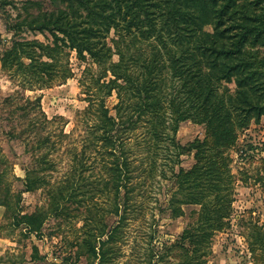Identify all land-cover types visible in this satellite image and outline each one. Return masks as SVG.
<instances>
[{"label":"trees","instance_id":"trees-1","mask_svg":"<svg viewBox=\"0 0 264 264\" xmlns=\"http://www.w3.org/2000/svg\"><path fill=\"white\" fill-rule=\"evenodd\" d=\"M2 3L16 12L5 15V29L11 32V37L4 45L0 37V67L17 79L18 85L24 90H34L64 82L72 76L69 53L74 51L78 59L89 58L100 67L92 79L98 86L95 91L104 87L107 95L114 91L118 100L113 115L102 99L94 101L95 92L89 95L82 112L94 113L96 118L86 129L87 145L74 154L78 165L71 175L53 189L52 212H68L65 202L74 200L86 188L92 197L98 194L110 198L111 208L106 213L118 216L113 225H107L103 220L104 207L91 198L90 207L85 205L87 219L80 226L82 233L74 243L78 246L73 253L74 261L84 256L88 264L95 261L106 264L111 256V243L125 222L133 188L128 185L135 169L130 156L141 154L139 159L145 162L143 171L150 172L158 159L157 144L172 140L165 137L161 113L166 107L163 100L170 82H176L180 94L179 103L168 100L175 113V125L189 109L197 110L207 125L217 126V137L222 138V143L228 136L232 140L233 115L249 112L264 115V0H2ZM205 24L211 29H204ZM253 48H262L257 51L262 54L258 60L251 55ZM113 54L117 55L116 61L111 58ZM221 81L235 84L228 102H223L217 91ZM32 101L35 108H40L39 96ZM183 101L188 105L179 109L178 104ZM136 125L146 130L141 140L134 141L131 134L123 136L124 131L135 129ZM50 141L48 135H40L35 147L41 149ZM193 142L189 145H198L195 163L189 169L178 167L173 172L176 190L182 194L178 201L199 205L197 216L171 245L187 243L183 250L188 258L181 264L204 263L210 252L209 238L230 224L232 187L226 166L228 158L220 152L219 158L204 156L203 140ZM174 145L179 147L175 141ZM92 150L101 153L102 170L99 184L87 188L81 184L86 166L84 157ZM33 163L24 167L23 186L16 193L6 178L10 170L0 171V205L5 207L4 216H9L14 228L39 236L46 216L35 211L23 213L20 199L23 192L47 183V172L54 169L55 162L48 157V151H41L33 157ZM253 230L249 250L260 259L255 249L259 247L264 254V230L256 226ZM41 258L37 245H32L30 259Z\"/></svg>","mask_w":264,"mask_h":264},{"label":"rangeland","instance_id":"rangeland-1","mask_svg":"<svg viewBox=\"0 0 264 264\" xmlns=\"http://www.w3.org/2000/svg\"><path fill=\"white\" fill-rule=\"evenodd\" d=\"M7 12L15 15L16 10L0 0V37L3 45L11 37V32L5 29ZM204 29L210 30V25L205 24ZM37 37L43 39L42 35L38 34ZM261 49L253 48L251 55L254 60L261 57L262 54L257 52ZM69 54L72 76L43 89L24 90L17 84V79L10 77L0 67V171L5 168L10 170L6 178L10 180L11 190L16 193L22 189L23 169L25 166L31 167L33 157L41 151H48V157L55 162L54 169L47 172V183L41 188L23 192L20 199L23 213L35 211L46 216L39 236L34 232L24 234L20 227L14 228L9 216H4L5 207L0 205V264H88L84 256L74 261L73 254L78 247L74 243L82 233L80 226L87 219L85 205L90 207L91 198L97 199L105 209L103 220L107 225H113L118 219L117 215L106 213V209L111 208L110 198L98 194L92 197L86 188L77 198L65 202L68 212H52L54 186L70 176L75 165H78L74 154L86 147V129L96 118L94 113L82 112L88 105L87 98L95 92L94 101L97 103L102 99L113 115L116 114L114 105L118 101L114 91L110 95L106 94L104 87L95 91L98 86L92 79L100 71L97 64L89 58L78 59L74 51ZM111 58L116 61L117 55L113 54ZM257 67L260 71L259 63ZM234 88L233 81L220 82L217 91L223 102L227 101ZM177 89L174 81L165 90L163 103L166 107L161 112L163 131L165 137H172V140L157 144L158 159L155 168L150 171L151 175L143 171L145 162L140 161L141 154L130 156L135 169L131 171L128 182L133 188L127 217L117 238L111 243L112 252L106 264H181L188 258L183 250L187 243L183 246L171 245L187 223L197 216L199 205L178 201L182 194L176 190L173 172L178 167L189 169L193 166L198 145L192 147L189 144L197 140H203L202 155L219 158L220 152V155L227 156L226 166L232 187L230 224L225 229L215 231L209 238L210 252L205 262L199 264H261L264 254L259 250L258 242L254 244L258 247L255 250L260 259L251 254L249 241L254 240L255 226L264 230V115L257 116L254 112L233 115L232 140L227 139L228 136L225 140L229 141L223 140L222 143V138L217 137V126L207 125L197 110L189 109L175 125V113L171 111L168 100L179 103ZM37 96L40 97V108H35L32 101ZM187 105L183 101L178 107L184 109ZM45 116L46 119L55 117V120H45ZM144 131V126L136 125L135 129L124 131L123 136L131 134L134 141L141 140ZM40 135H48L51 140L41 149L35 147V140ZM174 141L179 147H175ZM102 160L97 150L84 157L86 166L81 184H85V187L99 184ZM32 245H37L41 259H30ZM158 254H162V257L159 258Z\"/></svg>","mask_w":264,"mask_h":264}]
</instances>
